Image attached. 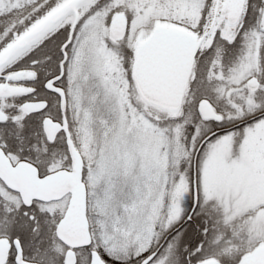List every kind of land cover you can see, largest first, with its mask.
Wrapping results in <instances>:
<instances>
[{"label": "snow or ice", "instance_id": "obj_1", "mask_svg": "<svg viewBox=\"0 0 264 264\" xmlns=\"http://www.w3.org/2000/svg\"><path fill=\"white\" fill-rule=\"evenodd\" d=\"M0 264H264V0H0Z\"/></svg>", "mask_w": 264, "mask_h": 264}]
</instances>
